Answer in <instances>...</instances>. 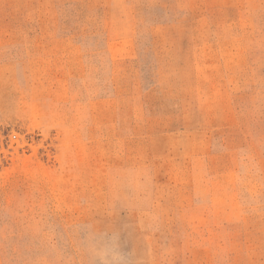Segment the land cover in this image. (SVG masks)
Returning a JSON list of instances; mask_svg holds the SVG:
<instances>
[{
    "label": "rangeland",
    "instance_id": "1",
    "mask_svg": "<svg viewBox=\"0 0 264 264\" xmlns=\"http://www.w3.org/2000/svg\"><path fill=\"white\" fill-rule=\"evenodd\" d=\"M0 264H264V0H0Z\"/></svg>",
    "mask_w": 264,
    "mask_h": 264
}]
</instances>
